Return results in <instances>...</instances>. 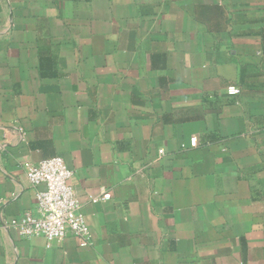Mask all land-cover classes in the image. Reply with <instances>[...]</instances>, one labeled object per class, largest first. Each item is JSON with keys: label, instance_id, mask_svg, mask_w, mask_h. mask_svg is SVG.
Listing matches in <instances>:
<instances>
[{"label": "crops", "instance_id": "crops-1", "mask_svg": "<svg viewBox=\"0 0 264 264\" xmlns=\"http://www.w3.org/2000/svg\"><path fill=\"white\" fill-rule=\"evenodd\" d=\"M55 155L90 243L0 228V264H264V0H0L5 219Z\"/></svg>", "mask_w": 264, "mask_h": 264}, {"label": "built area", "instance_id": "built-area-1", "mask_svg": "<svg viewBox=\"0 0 264 264\" xmlns=\"http://www.w3.org/2000/svg\"><path fill=\"white\" fill-rule=\"evenodd\" d=\"M226 90L230 94H237L240 89L236 85H228ZM72 174L73 168L60 155L26 164L25 175L34 188V212L28 210L7 220L3 217L7 200L0 198V228L13 227L23 237L41 235L48 246L72 233L79 245H88L90 231L80 212V203L72 187L66 183ZM39 185H43V188L38 189ZM90 198L92 201H105L110 195L103 192Z\"/></svg>", "mask_w": 264, "mask_h": 264}]
</instances>
